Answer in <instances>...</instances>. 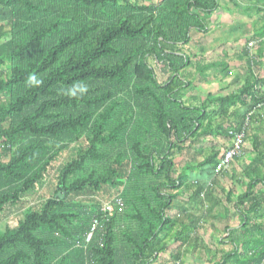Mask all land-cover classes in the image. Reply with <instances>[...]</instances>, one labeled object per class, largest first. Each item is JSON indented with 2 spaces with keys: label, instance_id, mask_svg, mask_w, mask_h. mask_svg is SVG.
<instances>
[{
  "label": "trees",
  "instance_id": "obj_1",
  "mask_svg": "<svg viewBox=\"0 0 264 264\" xmlns=\"http://www.w3.org/2000/svg\"><path fill=\"white\" fill-rule=\"evenodd\" d=\"M224 1L235 4L0 0V214L26 209L14 229L0 233V264H154L161 253L175 252L170 242L187 243L194 223L184 226L167 214L177 192L194 188L186 183L196 170L204 167L201 174L214 176L217 149L224 152L230 131H239L264 104V84L252 71L262 51L251 59L247 45L242 54L249 58V73L243 82L230 81L240 87L236 92L200 102L192 98L198 101L194 105L184 100L191 83L182 72L191 63L181 47L192 32L206 31L207 18ZM246 36L258 50L264 24ZM148 59L167 74L164 82ZM209 70L228 78L222 61L199 66L197 75L206 80ZM30 74L42 84L29 87ZM76 82L88 84L86 95L60 93ZM237 105L244 107L240 121L227 124ZM68 150L74 154L59 168L54 192L41 199L50 170ZM179 157L180 169L174 161ZM262 172L254 164L242 167L248 184L236 204L264 205V197L253 193L264 187ZM197 183L192 199L200 201L207 181ZM112 190L121 191L114 198L119 204L111 199L108 222L85 243L92 222L103 217L102 204L68 197ZM33 198L41 201L27 204ZM252 231L262 240L243 244L236 257L249 250L252 256H241L242 264H264V223Z\"/></svg>",
  "mask_w": 264,
  "mask_h": 264
},
{
  "label": "crops",
  "instance_id": "obj_2",
  "mask_svg": "<svg viewBox=\"0 0 264 264\" xmlns=\"http://www.w3.org/2000/svg\"><path fill=\"white\" fill-rule=\"evenodd\" d=\"M200 80L202 81V79ZM191 84L193 85V82ZM209 94L213 97L216 96L211 91L207 92L206 96ZM192 95L189 102L193 105L197 104L198 101L192 100V98H196L200 102L206 97ZM243 112L244 107L237 105L234 109L230 110L227 116L228 120L226 119L227 121L225 120L224 122L231 125L233 123L236 124L237 121H240L239 119ZM255 118L253 117L252 121ZM226 123L224 124V128L227 126ZM232 130H237V128ZM247 137L251 139L247 140ZM211 140L213 138L210 137ZM208 141L209 139H207ZM226 144L227 149L230 146V139L226 141ZM263 150L264 141L258 139L256 133L255 135L253 133L251 137L249 127L241 157L237 161H234L228 170L218 175H212L210 179L203 174H199V172L204 171V167L191 174L186 184L188 186L193 185L192 187L194 188L180 189L177 192V199L172 207L174 208L175 206L177 209L178 214H175V216L180 220L179 222L182 225L188 226L190 223H194L195 228L185 245L181 246L179 243L174 244L170 242L169 245L175 252L172 251L170 253L167 251L161 253L154 264H221L222 262L224 264H242L245 262L242 259L247 260V258L252 256L248 250L243 255L241 253L239 257H236V255L238 256L243 251L241 249L243 244H247L248 242L250 244L249 247H252L253 244H257L258 240H262L261 236L257 232L253 234L252 230L253 226L264 223V205L261 204L259 208H254L247 205V203L238 205L236 204V198L245 192L246 185L248 184V179L242 173V167H250L254 164L259 169L260 165H264ZM202 160L200 158L199 162ZM243 162L244 166H241L240 164L243 165ZM196 173L200 180H197V177L193 176ZM206 181L207 188L199 196L202 202L197 199L193 200L194 184L198 182L201 185ZM210 183H212L211 187H209ZM225 192H228V194ZM253 193L256 196L264 197V187L259 185ZM226 198H229V200ZM182 199L185 202L183 201L182 203ZM250 211L257 212L254 214ZM177 253L180 256L176 257ZM241 256H243L242 259L240 258Z\"/></svg>",
  "mask_w": 264,
  "mask_h": 264
},
{
  "label": "rangeland",
  "instance_id": "obj_3",
  "mask_svg": "<svg viewBox=\"0 0 264 264\" xmlns=\"http://www.w3.org/2000/svg\"><path fill=\"white\" fill-rule=\"evenodd\" d=\"M139 1L144 5H155L159 2V0ZM259 2L260 3H258V0H253V2L247 4L242 2V0H235V4H233L230 1H224L220 3L219 10L207 18L206 23L208 25L206 31L203 33L192 32L190 34L191 41L189 44L181 47V50L185 56L190 59L189 61L191 63V67L182 72L184 79L188 80L190 83L193 82V85L191 84L184 96V99L187 102H189V99L193 96L192 94L195 96L199 95V97H204L206 96L207 92L211 91L216 96H228L229 94L236 92V88L240 87L232 86L230 81H232L234 77H239V80L243 82V79H245L249 73L246 63L248 61L247 59H252L253 57L255 58V56L258 55L261 56V51L263 58L260 59L261 61L259 63L257 61V65L252 67V71L255 73L257 78L262 80L261 83L264 84V45H262L257 50V43L249 40V36H246L247 34H250L252 30H259V28L264 24V0H259ZM245 47L249 57L247 59L242 54ZM147 61L154 70L157 80L160 83L164 82L166 80L167 74L164 73L160 69V66H157L153 60L148 59ZM215 61H222L228 66L229 75L227 79H222L219 70L206 71V80L197 75L199 66H203ZM1 69L7 71L5 68L1 67ZM200 79H202L203 82ZM258 88L259 87H256V89ZM260 88L264 93V86ZM253 113V117L257 118H255L254 121H250V136L252 137L253 133L254 135L256 133L257 138L264 141V104H261L259 110L254 111ZM249 139L251 138L247 137V140ZM224 149L225 148L223 147L217 149L218 154L216 158H218V160ZM73 154V150H68L64 152L55 162L53 169H51L49 172L48 183L39 191V196L42 197L41 199H46L52 195L55 190L59 168L67 163ZM262 154L264 155V150L262 151ZM174 161L179 166L178 169H180V167H182V161L184 160L183 158L179 157ZM240 165L244 166V162L243 165ZM262 169V173H264V165L259 166V170L262 171ZM199 174L201 175L200 172ZM193 176L197 177V173L193 174ZM196 179L200 180L198 177ZM120 192L121 191L112 190L110 192H99L94 196H83L80 194L78 197L70 195L68 198L74 203H78L80 201L88 202L89 200H95L100 202V204L107 202L111 203V201L116 198L117 194ZM39 201L41 200L37 198L34 201L27 202V204H35ZM183 201L184 200L182 199L181 202L183 203ZM25 212L26 209L24 208L21 210L12 209L8 213L0 214V233L3 232L4 227L14 229L19 220L24 217ZM167 214L175 216V214H178V211L174 206V208L172 207L170 210H168Z\"/></svg>",
  "mask_w": 264,
  "mask_h": 264
},
{
  "label": "built area",
  "instance_id": "obj_4",
  "mask_svg": "<svg viewBox=\"0 0 264 264\" xmlns=\"http://www.w3.org/2000/svg\"><path fill=\"white\" fill-rule=\"evenodd\" d=\"M260 105L257 106L259 108ZM253 114L251 112L244 120V124L242 125L239 131L233 130L230 131V146L227 148L220 156L218 163L214 169V175H218L221 172L228 170L231 167L233 160L237 157L241 156L242 148L244 146L246 135L248 129L250 127V116ZM107 210V209H106ZM103 217L101 219H95L90 225V235H86L85 243L90 242L92 237L102 230L104 224L108 222L109 217L107 213H102ZM76 245H79L78 243Z\"/></svg>",
  "mask_w": 264,
  "mask_h": 264
},
{
  "label": "clouds",
  "instance_id": "obj_5",
  "mask_svg": "<svg viewBox=\"0 0 264 264\" xmlns=\"http://www.w3.org/2000/svg\"><path fill=\"white\" fill-rule=\"evenodd\" d=\"M42 80L36 74H30L27 77V85L29 87L42 84ZM89 91V86L85 82H76L67 88L60 89V93L69 98H79L86 95Z\"/></svg>",
  "mask_w": 264,
  "mask_h": 264
},
{
  "label": "bare ground",
  "instance_id": "obj_6",
  "mask_svg": "<svg viewBox=\"0 0 264 264\" xmlns=\"http://www.w3.org/2000/svg\"><path fill=\"white\" fill-rule=\"evenodd\" d=\"M58 195H59V194H58ZM57 199H58V198H57ZM113 200H114V199H113ZM114 201H115V203L119 204L118 199H116V200H114ZM106 209H107V210H106ZM101 211H102L103 213H108V212H110V211H111V203H110V202L102 203ZM88 235H90V233H89Z\"/></svg>",
  "mask_w": 264,
  "mask_h": 264
}]
</instances>
